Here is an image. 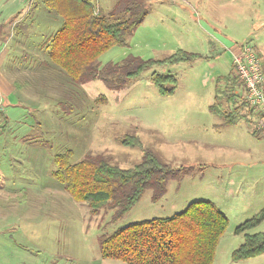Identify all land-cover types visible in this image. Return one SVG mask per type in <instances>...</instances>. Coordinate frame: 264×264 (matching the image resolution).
I'll use <instances>...</instances> for the list:
<instances>
[{"label":"rangeland","instance_id":"1","mask_svg":"<svg viewBox=\"0 0 264 264\" xmlns=\"http://www.w3.org/2000/svg\"><path fill=\"white\" fill-rule=\"evenodd\" d=\"M92 1L109 14L118 0ZM145 1L150 12L143 23L124 45L104 52L101 65L130 54L163 59L180 48L203 57L155 64L115 90L101 80L73 82L53 63L46 44L62 18L41 0H0V79L18 81L12 91L0 85L5 125L0 130V264H128L101 256L103 234L134 221L171 216L199 199L214 201L229 218L214 264H264V254L232 259L245 233L264 231V221L237 231L264 206V135L255 130L249 117L255 112L248 106L232 125L209 109L216 79L236 72L231 48L259 34L264 40L259 17L252 24L264 3ZM153 72L174 74L175 93L161 94L151 80ZM238 92L237 105L244 89ZM127 134L138 135L142 145H124ZM146 151L182 170L169 178L160 199L154 200L148 188L114 222L111 210L92 214L53 174L55 156L62 153L69 152L72 162L102 153L127 168Z\"/></svg>","mask_w":264,"mask_h":264},{"label":"trees","instance_id":"2","mask_svg":"<svg viewBox=\"0 0 264 264\" xmlns=\"http://www.w3.org/2000/svg\"><path fill=\"white\" fill-rule=\"evenodd\" d=\"M41 2L62 18L60 27L48 38L46 47L53 63L73 82L101 80L117 90L155 64L191 62L203 57L201 53L180 48L163 59L130 54L120 62L101 65L99 57L115 46L124 45L127 35L143 23L150 12L147 2L118 0L109 14H103L92 0ZM151 80L163 95L174 94L178 87L174 74L153 72ZM239 87L244 89L236 72L216 79L215 102L209 109L223 117L226 125L237 123L243 117L240 110L247 107L244 96L241 104L236 103L241 94ZM225 102L229 107H225ZM0 114L2 117L1 110ZM253 134L259 136L256 131ZM121 142L142 145L140 137L133 134H127ZM54 160L57 167L53 174L72 198L85 202L92 214L102 209L111 210V222L133 208L148 188L153 189L154 200L160 199L166 193L169 178L182 170L162 162L152 151H146L140 162L127 168L112 163L102 153L72 162L67 152L56 155ZM262 221L264 206L242 222L237 231L250 230ZM228 224V216L214 201L194 200L171 216L134 221L111 234H103L100 253L103 258L128 264H214L219 241ZM262 254L264 231L245 233L244 241L233 250L232 259L247 260Z\"/></svg>","mask_w":264,"mask_h":264},{"label":"built area","instance_id":"3","mask_svg":"<svg viewBox=\"0 0 264 264\" xmlns=\"http://www.w3.org/2000/svg\"><path fill=\"white\" fill-rule=\"evenodd\" d=\"M238 46V50L233 54V65L243 83L244 97L248 109H253L255 112V117L254 115L249 117L254 120L255 130L260 135H264L263 65L254 46L249 41Z\"/></svg>","mask_w":264,"mask_h":264},{"label":"crops","instance_id":"4","mask_svg":"<svg viewBox=\"0 0 264 264\" xmlns=\"http://www.w3.org/2000/svg\"><path fill=\"white\" fill-rule=\"evenodd\" d=\"M260 1H262L263 3H264V0H260ZM101 10V9H100ZM257 17H259V19L257 20V21H259L260 22V27H258V29L259 28H262L263 30H262V33H264V12H259V13H256L254 16H253V18H252V24L254 25V23H255V20L257 19ZM248 41H250V43L254 46V49H255V51L257 52V54H258V56H259V58H260V60H261V63H262V65H263V70H264V40H263V38H262V36H261V34H259V35H256V37H255V39L253 40V38H251L250 40H248ZM238 50V45H236V46H233L232 48H231V53H232V56H233V54H234V52H236ZM232 65H233V60H232ZM17 79H14V80H12V81H10V79L8 78V77H6L5 75H3L2 77H1V79H0V85H1V87H3V88H5V90H7V91H12V90H14L15 89V87L16 86H18L17 85ZM2 106H3V103H2ZM1 106V107H2ZM247 121H251V120H248V119H246ZM0 130H1V127H5V125H4V121H3V117H2V119L0 120ZM254 131V130H253ZM253 133V132H252ZM260 137V136H259Z\"/></svg>","mask_w":264,"mask_h":264}]
</instances>
